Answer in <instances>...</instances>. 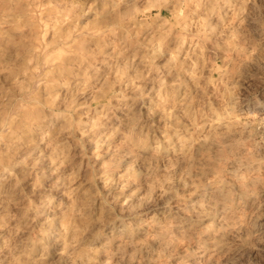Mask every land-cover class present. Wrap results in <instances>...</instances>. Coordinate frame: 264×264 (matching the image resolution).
Segmentation results:
<instances>
[{
	"label": "rangeland",
	"instance_id": "374dc122",
	"mask_svg": "<svg viewBox=\"0 0 264 264\" xmlns=\"http://www.w3.org/2000/svg\"><path fill=\"white\" fill-rule=\"evenodd\" d=\"M0 264H264V0H0Z\"/></svg>",
	"mask_w": 264,
	"mask_h": 264
}]
</instances>
